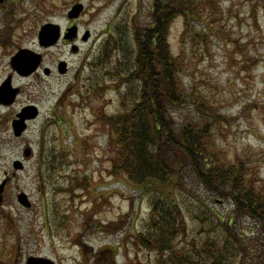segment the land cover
Listing matches in <instances>:
<instances>
[{"label":"rangeland","instance_id":"rangeland-1","mask_svg":"<svg viewBox=\"0 0 264 264\" xmlns=\"http://www.w3.org/2000/svg\"><path fill=\"white\" fill-rule=\"evenodd\" d=\"M72 1L48 0L47 5L53 8L42 11L36 1L26 0L22 16L28 32L22 36L16 31L13 41L32 46L37 30L47 21L64 26ZM80 1L87 5L84 21L89 23L92 38L80 45V54H72L68 48L51 51L56 60L69 62L71 72L43 84L45 111L62 91L64 94L65 123L48 131L58 161L46 165L42 175L32 163L18 173L16 182L36 203L35 210L26 217L28 222H18L17 228L13 223H0V264L10 263L17 253H41L56 264H109L107 256L114 254L116 264H163L159 254L133 244L132 238L143 231L149 218V198L130 189L122 175L110 174L114 157L111 138L108 128L96 120L100 110L113 114L122 109L121 94L112 86L102 96L90 98L80 82L88 80L90 58L111 22L117 16L131 17L133 29L146 26L153 0ZM199 1L201 16L193 18L192 25L199 32L207 29L205 40L195 35L182 18L175 21L170 32L174 52L182 56L183 83L192 94L206 97L212 109L226 118L227 122L215 129L216 151L225 159L248 162L264 191V0ZM175 116L183 122L197 119L190 105L176 111ZM0 135H4L5 144L8 133ZM183 180L218 214L233 215L230 200L205 193L188 175ZM162 189L165 194L174 193L171 186ZM177 194L181 199L184 196L181 191ZM186 217L187 237L173 248L191 254L194 245L213 234L191 215ZM7 226L11 231L8 238ZM238 229L248 240L249 257L263 256L264 229L251 219H243ZM15 235L19 239L16 244ZM11 244L15 248L9 249ZM101 249H107V255L96 258Z\"/></svg>","mask_w":264,"mask_h":264},{"label":"trees","instance_id":"trees-1","mask_svg":"<svg viewBox=\"0 0 264 264\" xmlns=\"http://www.w3.org/2000/svg\"><path fill=\"white\" fill-rule=\"evenodd\" d=\"M201 5L199 0H153L150 22L136 29L131 17L117 16L90 58L89 78L80 80L81 88L90 98L112 86L121 94L122 109L113 114L100 110L96 120L111 138L110 174L122 175L130 189L149 198V218L133 244L156 252L163 264H264V255L249 257L248 240L238 229L243 219L264 229V191L248 162L225 159L216 151L215 129L226 118L206 97L186 89L182 56L170 43L178 18L205 40L207 29L199 32L192 25ZM187 105L197 119L179 121L175 112ZM184 175L196 179L205 193L230 200L233 215L218 214L186 186ZM164 186L173 187V195L165 194ZM186 214L213 234L194 245L191 254L173 248L187 237ZM106 252L101 249L96 258ZM107 259L115 264V254Z\"/></svg>","mask_w":264,"mask_h":264},{"label":"flooded vegetation","instance_id":"flooded-vegetation-1","mask_svg":"<svg viewBox=\"0 0 264 264\" xmlns=\"http://www.w3.org/2000/svg\"><path fill=\"white\" fill-rule=\"evenodd\" d=\"M25 1L0 0V89L4 84L10 86V95L7 98H0V133H8V141L5 144L2 142L5 139L4 135H0V142H2L0 144V163L3 162V165H0V223L4 222V225L13 223L16 228L19 226L18 222H28L26 217L33 214L36 204L30 199L23 187L16 182L18 173L26 171L28 164L32 163L37 172L39 169L42 175L46 165L52 161H58L54 155L51 141H49L48 131L65 123L62 110L64 94L62 91L59 97H56L52 106L45 111L47 94L43 89V84L47 83L46 81L50 78L67 76L71 72V67L69 62L66 61L67 70L65 73H61L59 69L60 62L65 60H56L50 52L56 49L68 48L72 54H80V45L89 43L92 38V35L85 38L87 31H90L89 23L86 24L84 21L87 14V5L85 4V10L76 18H72L68 14L72 6L82 2L74 0L68 6L64 26L53 21L46 22L61 27V34L55 44L48 47L42 46L39 39L40 29L37 30L35 43L32 46L22 45L20 41L15 43L13 36L16 31L22 33V36L25 32H28L24 26L25 17L22 16L24 15ZM27 1L31 3L36 1V5L42 11L53 8V6L47 5L48 0ZM72 27L76 31L74 35L68 32ZM22 50H27L35 54L34 56H39L40 59L37 68L27 75L19 73L12 66L13 57ZM3 59H6V62L2 61ZM23 116L26 118L22 124H25L26 128L18 135L14 125ZM22 193H26L28 199L32 202L30 207H26L21 202L20 195ZM8 231L7 226L6 232ZM10 232L7 233L6 238L9 237ZM17 240L19 239L15 235V244ZM15 244L14 246L11 244L9 249L15 248ZM4 249L8 250L6 247ZM24 255L22 253L18 255L17 253L10 263L6 262L5 264H27L30 258L46 257L41 253Z\"/></svg>","mask_w":264,"mask_h":264},{"label":"water","instance_id":"water-1","mask_svg":"<svg viewBox=\"0 0 264 264\" xmlns=\"http://www.w3.org/2000/svg\"><path fill=\"white\" fill-rule=\"evenodd\" d=\"M84 5L83 4H77L73 7L72 11L70 12V17L74 18L80 15V13L83 11ZM68 32L72 33V35L75 34V28L72 27L68 30ZM70 35V34H69ZM71 35V36H72ZM60 36V27L55 24H46L42 26L39 34L40 44L44 47L51 46L57 42ZM89 36V33H87L86 37ZM35 54H32L31 52L27 50H22L19 52L16 56L12 59V66L14 69H16L19 73L27 75L33 72L39 62V56H34ZM60 72L65 73L66 72V62H61L59 66ZM10 95V86L4 84V86L0 89V98L8 97ZM26 117L23 116V118L16 122L15 124V130L16 134H21V132L25 129V125L22 124L24 122V119ZM21 202L27 206L30 207L31 204L27 200L26 194H22L20 196ZM27 264H55V262L49 258H30L28 260Z\"/></svg>","mask_w":264,"mask_h":264}]
</instances>
